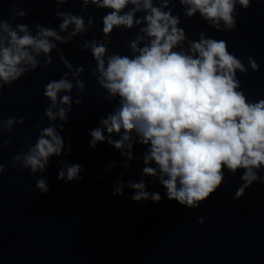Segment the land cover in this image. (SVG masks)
<instances>
[{"label":"clouds","instance_id":"1","mask_svg":"<svg viewBox=\"0 0 264 264\" xmlns=\"http://www.w3.org/2000/svg\"><path fill=\"white\" fill-rule=\"evenodd\" d=\"M2 2L13 5L9 20L27 16L26 10L14 6L24 0ZM49 2L56 5V27L39 22L31 27L23 22L13 25L3 18L0 8V102L5 87L37 68L52 65L53 52L66 69L59 79H50L44 85L42 96L47 103L43 116L33 125L38 134L34 142L30 134L24 136L23 143L28 147L12 157L14 167L36 176L47 171L51 158L71 154V144L65 143L62 133L73 104L83 102L85 82L81 74L85 68L74 67L59 45L73 43V38L79 37L77 47L89 52L94 62L88 70L95 78V95H102L112 105L88 130V147L95 149L98 143H107L120 153V164L126 171L133 161L142 164L139 180L116 176L112 181L114 197L122 196L127 188L133 202L155 204L166 198L197 209L225 183L226 172L232 177L240 173L234 201L243 198L254 183L264 184V98L249 100L237 76L238 72L247 74L249 69L257 72L260 65L252 56L237 57L228 50L226 40L208 36L207 29L193 39L180 27L181 16L188 20L198 14L216 32L234 31L237 7L246 10L257 0ZM69 3H79L84 15L61 10V5ZM177 4L180 8L173 14ZM89 6L108 10L101 17L99 38H85L95 27L94 16L87 13ZM114 30L131 32L130 38H123L125 51L110 47ZM73 89L81 95L74 98ZM45 118L47 126L41 127ZM25 123L24 116L5 119L0 108V153L4 147H12L11 139L4 140V135L11 133L14 125ZM137 145L143 149L139 157L135 155ZM116 163H109L103 175ZM57 164L58 181L83 180L80 163L57 159ZM4 170L0 162V174ZM146 177L154 187L164 189L163 197L159 191L148 190ZM35 188L41 194L48 193L43 175L37 178ZM204 222V216L197 218V223Z\"/></svg>","mask_w":264,"mask_h":264},{"label":"water","instance_id":"2","mask_svg":"<svg viewBox=\"0 0 264 264\" xmlns=\"http://www.w3.org/2000/svg\"><path fill=\"white\" fill-rule=\"evenodd\" d=\"M12 6L0 0L3 18L13 25L23 22L31 27L39 22L56 27L59 23L53 15L56 5L49 0L15 4L17 9L27 11V16L16 20H9ZM179 8L177 4L173 14ZM61 10L84 15L79 3L61 5ZM106 11L89 6L87 13L94 16L95 27L86 39L99 38L101 17ZM237 12L234 31L216 32L198 14L188 20L181 16L180 27L193 39L196 33L207 29L208 36L226 40L228 50L237 57L252 56L260 65L259 71L249 69L247 74L238 72L237 76L249 100L264 98V0H257L246 10L237 7ZM130 36L131 32L114 30L110 47L125 51L123 38ZM73 41L59 47L74 67L85 68L81 74L85 82L83 102L79 106L73 104L62 133L65 143L71 144V154L51 158L43 174L33 176L14 167L11 159L22 148L27 150L24 136L30 134L35 141L38 133L33 125L43 116L47 103L42 96L43 87L48 80L59 79L66 69L53 52V64L47 69L37 68L3 91L0 108L4 118L24 116L26 123L14 125L13 131L4 135V140L11 139L12 147H4L0 153V162L5 165L0 174V264H264V184L254 183L243 198L234 201L239 172L235 177L226 172L225 183L197 209L166 198L155 204L133 202L127 188L122 196L112 195L116 176L139 180L142 164L133 161L132 168L126 171L120 164V153L107 143H98L95 149L88 147V130L112 105L102 95H95V78L88 70L94 62L89 52L77 47L79 37ZM77 95L81 94L73 89L72 96ZM47 123L45 118L41 127ZM142 151L137 145L135 155L139 157ZM57 159L80 163L83 180L58 181ZM113 160L116 166L103 175ZM128 172L133 175L129 177ZM40 175L48 181L46 194L35 188ZM145 180L149 191H159L164 196L162 187H154L151 178ZM200 216L205 217L203 224L197 223Z\"/></svg>","mask_w":264,"mask_h":264}]
</instances>
